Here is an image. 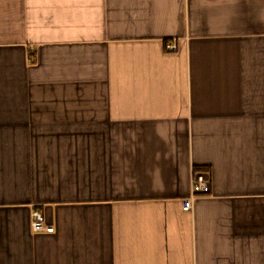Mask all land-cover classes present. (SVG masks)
<instances>
[{
  "label": "crops",
  "instance_id": "0c3cea01",
  "mask_svg": "<svg viewBox=\"0 0 264 264\" xmlns=\"http://www.w3.org/2000/svg\"><path fill=\"white\" fill-rule=\"evenodd\" d=\"M0 264H264V0H0Z\"/></svg>",
  "mask_w": 264,
  "mask_h": 264
},
{
  "label": "built area",
  "instance_id": "2783aa9c",
  "mask_svg": "<svg viewBox=\"0 0 264 264\" xmlns=\"http://www.w3.org/2000/svg\"><path fill=\"white\" fill-rule=\"evenodd\" d=\"M167 52H175L177 47L174 42L167 43ZM209 190V180L204 172H195L192 178V186L190 195L183 199L182 205L184 210H190L193 205L194 198L198 193L207 192ZM31 229L33 232H52L54 226L48 225L43 213L34 209L31 213Z\"/></svg>",
  "mask_w": 264,
  "mask_h": 264
}]
</instances>
